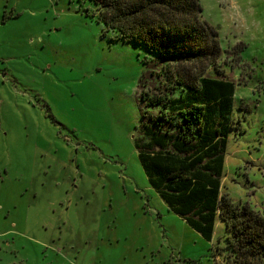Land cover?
Listing matches in <instances>:
<instances>
[{"label": "rangeland", "instance_id": "obj_1", "mask_svg": "<svg viewBox=\"0 0 264 264\" xmlns=\"http://www.w3.org/2000/svg\"><path fill=\"white\" fill-rule=\"evenodd\" d=\"M200 5L223 51L207 76L237 87L222 193L263 211L264 0ZM94 10L91 0H0V264H224L213 256L223 223L204 239L140 163L154 56Z\"/></svg>", "mask_w": 264, "mask_h": 264}, {"label": "trees", "instance_id": "obj_2", "mask_svg": "<svg viewBox=\"0 0 264 264\" xmlns=\"http://www.w3.org/2000/svg\"><path fill=\"white\" fill-rule=\"evenodd\" d=\"M91 1L92 15L119 39L144 45L156 61L142 80L147 109L135 140L149 184L209 242L223 223L213 256L224 264H264V210L222 193L229 136L238 129L237 87L207 76L220 72L223 51L217 29L202 19L200 0Z\"/></svg>", "mask_w": 264, "mask_h": 264}]
</instances>
